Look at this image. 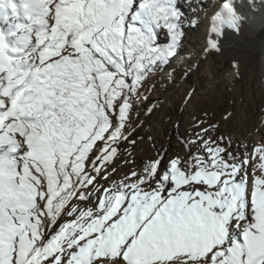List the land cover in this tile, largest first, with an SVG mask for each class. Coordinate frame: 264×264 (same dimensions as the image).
Instances as JSON below:
<instances>
[{
    "label": "snow or ice",
    "instance_id": "6c2138e0",
    "mask_svg": "<svg viewBox=\"0 0 264 264\" xmlns=\"http://www.w3.org/2000/svg\"><path fill=\"white\" fill-rule=\"evenodd\" d=\"M182 15L179 0H0V264H264V143L237 156L197 133L167 167L99 182L135 143L136 97L177 54Z\"/></svg>",
    "mask_w": 264,
    "mask_h": 264
},
{
    "label": "rangeland",
    "instance_id": "374dc122",
    "mask_svg": "<svg viewBox=\"0 0 264 264\" xmlns=\"http://www.w3.org/2000/svg\"><path fill=\"white\" fill-rule=\"evenodd\" d=\"M182 5L193 10L200 3L186 0ZM205 11L209 13L208 9ZM183 18L186 15L181 21ZM230 25L227 22L213 27L218 47L207 51L202 50L204 35L196 38L197 50L190 43V36H197L202 27L194 30L181 25L184 35L177 54L160 72L155 71L157 78L152 77L154 73L150 75L136 97L126 129L129 140L135 143L121 142L120 152L109 167V179L100 180V184L121 179L130 169L142 170L145 162L157 155L165 157L167 167L168 160L187 156L184 141L195 139L197 133L212 139L223 137L222 143L237 156L264 135V47L245 50L253 41L234 46L229 39ZM260 38L264 39V31ZM167 39L168 34L162 32L161 43ZM187 46L196 62L186 66L179 61L172 64L177 56H186L180 54L188 52L184 51ZM148 108L152 112L146 115ZM205 128L209 129L207 133L203 132Z\"/></svg>",
    "mask_w": 264,
    "mask_h": 264
},
{
    "label": "bare ground",
    "instance_id": "6f19581e",
    "mask_svg": "<svg viewBox=\"0 0 264 264\" xmlns=\"http://www.w3.org/2000/svg\"><path fill=\"white\" fill-rule=\"evenodd\" d=\"M185 1L183 0L181 5H185ZM195 1L199 2L200 6L192 7L193 10L189 8L187 10V8L185 9V7L182 5L184 11L186 10V19L183 18L181 25H187V29L190 28L194 30L202 27L201 31H198L197 36H190V43L194 45L192 48L197 50V44H199V41L196 38L199 36L203 37V35L205 38V42L202 44L203 51H207L209 48H211L210 42H215L218 45V36L213 35L212 29L217 25L224 26L227 22L231 24L229 27L231 31L230 34H228L229 39L232 41L234 46L242 47L245 42L253 41V43L251 42V45L246 46L245 50L251 51L252 49H256L258 47H264V39L260 38L264 31V3H262V0ZM206 9H208L209 13L205 11ZM193 14L196 17L191 16ZM206 19L208 22H205ZM186 32L188 31L186 30ZM191 38H194V40H191ZM189 48L191 47L187 46L186 50L184 51H187L188 49V52H183L180 54L183 55L185 53L186 56H182L183 58L177 56V58L173 59L171 63L174 64V61H179L180 64L184 66L193 63L195 59L190 56L191 52L193 51H189ZM163 67L164 66H160L156 71L161 70ZM152 77L154 79L157 78L158 73L154 72ZM257 143H264V135H262L261 138L259 137V139H256V141L254 140V143H249V148L251 149V147Z\"/></svg>",
    "mask_w": 264,
    "mask_h": 264
}]
</instances>
